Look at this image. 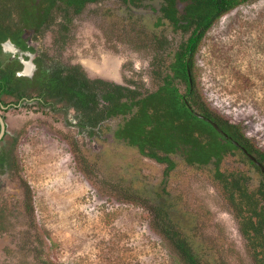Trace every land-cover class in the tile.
I'll list each match as a JSON object with an SVG mask.
<instances>
[{"label": "rangeland", "instance_id": "1", "mask_svg": "<svg viewBox=\"0 0 264 264\" xmlns=\"http://www.w3.org/2000/svg\"><path fill=\"white\" fill-rule=\"evenodd\" d=\"M148 10L143 6L130 15L122 0H101L72 16L68 30L60 29L56 19L41 34L25 31L23 37L36 57L45 54L80 65L90 78L148 92L155 89L148 67L154 55L151 35L169 38V55L184 39L168 26L153 25L157 14ZM17 56L28 61L2 45L1 59ZM193 62L194 86L206 107L239 126L264 152V0L222 16ZM21 66L17 75L22 77L30 78L36 69ZM178 87L185 91L184 83ZM37 95L30 90L20 101L0 97L5 124L0 150L13 145L14 157L12 168L0 167V264H180L152 226L147 206L158 200L174 209L173 217L204 264H254L206 170L180 163L164 182L163 165L114 143L109 128L101 138L85 140L72 110L44 105ZM115 125L110 122L111 129ZM73 148L88 161L90 178ZM223 168L247 172L256 184V175L237 153L225 157Z\"/></svg>", "mask_w": 264, "mask_h": 264}, {"label": "trees", "instance_id": "2", "mask_svg": "<svg viewBox=\"0 0 264 264\" xmlns=\"http://www.w3.org/2000/svg\"><path fill=\"white\" fill-rule=\"evenodd\" d=\"M99 1L0 0V54L1 44L7 40L21 50L32 51L23 37L25 31L38 35L56 24V19H60L57 23L60 29L68 30L72 16ZM122 1L130 15L149 6L148 12L157 14L153 25L168 26L184 38L169 55V38L164 34L151 35L154 55L148 67L155 83L154 90L141 92L136 87L90 78L80 65H67L42 54L34 59L36 69L30 78L17 75L22 67L17 58H0V97L15 96L20 101L26 98L28 91L35 90L40 103L61 104L65 111L72 110L78 133L85 140L99 139L109 128L114 143L134 149L138 155L163 165L164 182L180 163L206 170L237 221L254 264H264V174L233 141L263 168L264 152L251 144L239 126L217 117L206 107L193 77V60L208 30L225 14L257 0ZM178 83H184L183 93ZM194 112L215 122L229 139L194 116ZM111 121L116 122L113 129ZM12 147L0 150V167L4 170L14 164ZM73 153L78 163L82 160L86 167L82 165V172L90 178L88 161L78 149L73 148ZM230 153L239 154L251 168L256 184L247 172L223 168L224 159ZM24 197L29 199L28 187ZM140 200L145 203L143 198ZM26 206V210L31 209L29 203ZM147 208L153 214L152 226L176 253L180 264H204L186 231L177 223L179 219L173 217L172 207L158 200Z\"/></svg>", "mask_w": 264, "mask_h": 264}, {"label": "water", "instance_id": "3", "mask_svg": "<svg viewBox=\"0 0 264 264\" xmlns=\"http://www.w3.org/2000/svg\"><path fill=\"white\" fill-rule=\"evenodd\" d=\"M194 116L209 123L216 132L224 136L226 139H229L228 136L218 127V125L215 122L211 121L210 119L204 117L203 115L197 112H194ZM4 131H5V124H4L3 119L0 117V140L2 136L4 135ZM233 144L236 147H238L247 156L249 160H251L257 167H259L260 171L264 174L263 166L250 153H248L244 148H242L236 141H233Z\"/></svg>", "mask_w": 264, "mask_h": 264}, {"label": "flooded vegetation", "instance_id": "4", "mask_svg": "<svg viewBox=\"0 0 264 264\" xmlns=\"http://www.w3.org/2000/svg\"><path fill=\"white\" fill-rule=\"evenodd\" d=\"M3 44H6L7 46H9L10 49H11L13 52L18 51V53H19L20 55L23 54V55L27 56L28 61H26V62L23 61L22 59H19L18 56L16 57V58H18V60H20L21 65L23 64V68H24V69H25V67H27V66H30L31 68H32V66H34L33 61H34V59L36 58V53H35V50L32 49L29 45H27V46H28V48L32 49V51H29V50H21V49H19L15 44L11 43L9 40H7V41H5L4 43H2V44H1V47H2ZM28 52H29V53H28ZM26 64H27V65H26Z\"/></svg>", "mask_w": 264, "mask_h": 264}]
</instances>
